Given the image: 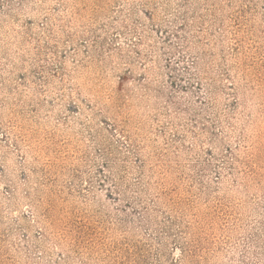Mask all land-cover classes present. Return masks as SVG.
<instances>
[{
  "label": "rangeland",
  "instance_id": "374dc122",
  "mask_svg": "<svg viewBox=\"0 0 264 264\" xmlns=\"http://www.w3.org/2000/svg\"><path fill=\"white\" fill-rule=\"evenodd\" d=\"M0 264H264V0H0Z\"/></svg>",
  "mask_w": 264,
  "mask_h": 264
},
{
  "label": "trees",
  "instance_id": "16d2710c",
  "mask_svg": "<svg viewBox=\"0 0 264 264\" xmlns=\"http://www.w3.org/2000/svg\"><path fill=\"white\" fill-rule=\"evenodd\" d=\"M181 251H183V252H184V250H181Z\"/></svg>",
  "mask_w": 264,
  "mask_h": 264
}]
</instances>
